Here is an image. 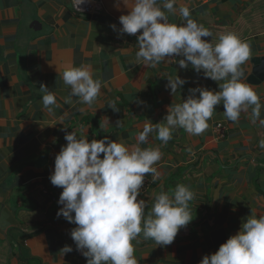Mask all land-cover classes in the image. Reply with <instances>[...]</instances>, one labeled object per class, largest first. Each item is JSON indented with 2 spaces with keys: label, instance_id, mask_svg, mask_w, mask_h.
<instances>
[{
  "label": "crops",
  "instance_id": "obj_1",
  "mask_svg": "<svg viewBox=\"0 0 264 264\" xmlns=\"http://www.w3.org/2000/svg\"><path fill=\"white\" fill-rule=\"evenodd\" d=\"M117 2L85 0L77 10L72 0H0V264H87L71 237L76 225L57 216L63 189L50 181L55 157L67 144L65 133L74 130H86L89 141L107 136L129 147L160 146L161 177L153 181L147 174L138 199L151 203L154 192H170L178 183L196 193L190 202L193 219L170 245L142 238L133 242L137 264H199L240 231L252 209L264 215V150L259 147L264 127L246 114L233 123L219 104L201 135L177 129L166 145L154 137L137 145L146 121H163L168 107L187 99L189 89L219 90V82L174 61L156 67L138 63L137 36L118 31L119 17L129 9L123 0L118 9ZM181 3L214 37L231 31L250 44L242 67L264 103V79H252L254 60L264 57V0ZM169 20L178 23L180 17L169 14ZM82 63L103 82L101 94L91 106L76 97L65 104L70 87L59 73ZM176 75L187 83L174 95L166 85L167 76ZM41 84L56 95L60 107L53 113L43 108ZM113 100L118 111L111 108ZM218 124L226 128L222 137ZM66 245L73 251L62 254Z\"/></svg>",
  "mask_w": 264,
  "mask_h": 264
},
{
  "label": "clouds",
  "instance_id": "obj_2",
  "mask_svg": "<svg viewBox=\"0 0 264 264\" xmlns=\"http://www.w3.org/2000/svg\"><path fill=\"white\" fill-rule=\"evenodd\" d=\"M84 2L72 0L77 10ZM123 5L129 11L119 17L118 31L120 35L137 36L138 63L156 67L161 62L174 61L182 69L191 65L196 72L202 71L205 78L219 82V90L189 89L187 99L168 107L163 121H146L136 136L137 145L148 143L153 137L166 145L177 129L201 135L208 129L219 104L229 121L238 123L244 113L251 122L258 121L264 127V103L247 82L242 67L250 58V44L246 40L231 31L214 37L192 17L191 8L181 0H123ZM116 7H120L119 0ZM169 14L178 15L180 22H171ZM112 28L117 30L115 24ZM59 75L70 87L65 104H71L76 97L81 104L91 106L104 86L94 78L90 66L83 63L65 67ZM167 78L166 87L174 95L187 83L179 75ZM40 92L48 113L60 107L46 84L40 85ZM110 104L118 111L115 100ZM106 126L107 123L101 125ZM64 138L67 144L55 157L50 181L63 189L57 216L76 225L71 237L76 250L87 258V264H137L134 241L142 238L154 240L157 245H170L180 228L193 219L190 202L196 193L184 183H178L170 192H154L151 203L138 199L147 174H152L153 181L161 177L157 167L163 156L160 146L129 147L107 136L89 141L84 129L79 134L75 130L66 132ZM259 147L264 150V138L259 140ZM72 251L71 245L61 249L62 254ZM199 264H264V215H257L252 209L240 231L216 252L204 255Z\"/></svg>",
  "mask_w": 264,
  "mask_h": 264
},
{
  "label": "water",
  "instance_id": "obj_3",
  "mask_svg": "<svg viewBox=\"0 0 264 264\" xmlns=\"http://www.w3.org/2000/svg\"><path fill=\"white\" fill-rule=\"evenodd\" d=\"M255 69H254V77L253 81H259L264 79V57L256 58L254 60Z\"/></svg>",
  "mask_w": 264,
  "mask_h": 264
},
{
  "label": "built area",
  "instance_id": "obj_4",
  "mask_svg": "<svg viewBox=\"0 0 264 264\" xmlns=\"http://www.w3.org/2000/svg\"><path fill=\"white\" fill-rule=\"evenodd\" d=\"M225 130H226V128L223 124H218L216 127V131L218 132L219 137H222L224 135Z\"/></svg>",
  "mask_w": 264,
  "mask_h": 264
}]
</instances>
